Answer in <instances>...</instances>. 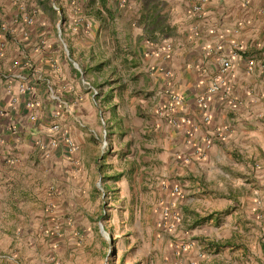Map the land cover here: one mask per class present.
<instances>
[{"label": "crops", "instance_id": "0c3cea01", "mask_svg": "<svg viewBox=\"0 0 264 264\" xmlns=\"http://www.w3.org/2000/svg\"><path fill=\"white\" fill-rule=\"evenodd\" d=\"M11 2L0 0V252L13 253L22 264H56L51 257L87 264L97 251L100 177L108 193L127 203L147 184L155 213L164 205L181 212L186 197L203 187L219 190L207 181L229 177V169H237L232 164L242 165L245 179H264V0H206L200 15L192 11L195 0H107L111 13L103 11L100 22L90 18V29L81 34L84 68L97 58L101 68L107 66L99 79L109 86L97 105L59 44L55 48L57 33L42 12L44 1L31 0L39 7L33 25ZM223 58L230 61L224 75L229 93L219 90L198 105ZM249 58L255 63L250 71ZM47 77L63 99L73 101L75 117L95 131V107H103L110 140L103 157L87 129L48 99ZM21 83L39 106H25L29 94L19 93ZM167 88L180 95L176 124L158 114L170 100ZM54 118L78 143L77 153L59 145L46 154L37 144L38 138L47 141ZM181 228L180 222L167 230L170 242L181 238ZM88 261L99 260L96 255Z\"/></svg>", "mask_w": 264, "mask_h": 264}, {"label": "rangeland", "instance_id": "374dc122", "mask_svg": "<svg viewBox=\"0 0 264 264\" xmlns=\"http://www.w3.org/2000/svg\"><path fill=\"white\" fill-rule=\"evenodd\" d=\"M50 1L45 5L46 8H51ZM55 1L61 7V13L63 10L68 17L66 35L62 33L59 24L61 37L69 46L72 58L83 70L88 54L81 34L90 29V17L79 3L70 0ZM24 4L29 11L36 10L35 14L38 16L39 7L31 0H24ZM13 5L18 8L17 4ZM43 10L48 17L49 29L56 30L55 24L60 20V15ZM53 43L59 49L58 39ZM97 61L88 66L86 72L87 77L101 92L109 86L103 79H99L101 70L105 72L107 66L92 70L101 64L100 58ZM110 71L108 69L107 73ZM75 77L78 79V76ZM99 110L108 125L101 105L95 107L97 118ZM98 121L100 126V120ZM109 154L113 155L112 152ZM230 167L237 169L234 173L231 172L232 168L229 169V177L218 176L207 181L216 187L221 185L219 190L212 193L207 187H203V190L186 197L185 207L180 212L181 238L173 242L169 241L170 235L167 232L164 214L166 206L159 213L153 211L155 201L149 194L147 184H143L141 188L142 195L130 196L127 203L125 197L118 196L117 192L108 193L104 178L100 177L99 185L106 194L102 197V191L97 187V196L105 210V216L101 220L104 231L101 232L98 223H95L98 231L95 241L97 251L90 253L88 259L97 255V264H264V183L261 184L264 179H245L239 174L244 170L242 165L232 164ZM207 215L212 218L200 222ZM94 220L98 222L97 218ZM88 259H85L87 264H93Z\"/></svg>", "mask_w": 264, "mask_h": 264}, {"label": "built area", "instance_id": "2783aa9c", "mask_svg": "<svg viewBox=\"0 0 264 264\" xmlns=\"http://www.w3.org/2000/svg\"><path fill=\"white\" fill-rule=\"evenodd\" d=\"M12 1L15 4H17L19 11L24 12V19H23L24 22L27 25H31V24L33 25L36 22V14H35L36 10L29 11L24 4V0H12ZM70 1L73 2L77 0H70ZM205 1L206 0H195V2L192 5V11L200 15ZM120 4H123V0H120ZM50 7L57 15H60L61 9L55 0L50 1ZM59 24H60V20L55 24V27H56L58 44L63 53V56L69 62L71 67L78 73L79 84L81 85V87L90 93L92 100L94 101V104L97 105L98 103L97 98L100 95V89L97 86H95L92 83V81L84 75V72L81 66L79 65V63L75 59H73L72 56L70 55L68 45L65 42L64 38L61 37V30L59 28ZM75 27H73L72 29H75ZM3 29H5V27ZM169 46L170 45L168 44L167 47ZM4 48H5V41L0 36V51L3 50ZM56 64H57L56 62H53L52 66H56ZM254 64H255L254 59L249 58L247 61L248 71L252 70ZM229 68H230V61L227 58H223L221 61V68L219 73L213 78L211 84L206 88V90L197 98L198 105L204 107L210 95L219 90H224L225 93H229V87L226 78L224 77L225 73ZM167 74L169 73L167 72ZM18 76H20V78H24L22 75H18ZM45 87H46L48 99L51 102L55 103L59 108H61L64 114L71 117L73 116V121L77 124L78 127L87 129L88 133H90V135L94 137V139L98 142L100 154L101 155L105 154L106 151L109 149L110 140H109V131L107 129V124L103 118L102 111L101 110L98 111V115L100 119V130L95 131L94 129L87 127V124L84 123L80 118L75 117L73 101L71 100L68 101L66 99H63L60 90L57 89V87H55L50 77L46 78ZM19 93L29 94L27 95L28 98L25 100L26 107L33 108L39 106L40 104L39 98H35L33 96V93L29 85H26V83L20 84ZM166 94L169 96L170 100L165 106L158 109V114L165 116L168 119L169 123L176 124L177 120L175 117H173V112L175 110V103L180 100V95L174 92L170 88L166 89ZM17 101H18V95L13 96L11 99L12 105L15 104ZM31 118L32 119L35 118V115H32ZM203 118L205 122H208L210 116L208 114H205ZM5 128L9 129L10 131L14 130V128H12L11 126H6ZM47 136H48L47 141H44L41 138L37 139V144L42 149H44L45 152H47L46 154L49 153L50 149L58 147L59 145H62L69 154H75L80 150L78 143L75 142V140L71 137L67 129L64 128L59 121L55 120V118L54 121H52L47 127ZM204 142H205V146L209 147L211 143L210 136L204 138ZM198 152L199 150H197V153ZM97 187L101 189L102 197H103L104 192L101 186L99 185V181L97 182ZM54 189H55L54 187H51V190L54 191ZM172 190L174 193L180 192L178 186H174ZM164 214H165V219L167 220L168 229H172L173 227H176L177 224L181 222L182 215L180 211L174 208H170L169 206H166L164 208ZM98 226L100 231L103 232L104 229L100 221L98 222ZM51 259H53V261L56 264H60L59 261L55 260L53 257H51ZM0 260L6 262V264L8 263L22 264L18 262V259L13 253L0 252Z\"/></svg>", "mask_w": 264, "mask_h": 264}, {"label": "trees", "instance_id": "16d2710c", "mask_svg": "<svg viewBox=\"0 0 264 264\" xmlns=\"http://www.w3.org/2000/svg\"><path fill=\"white\" fill-rule=\"evenodd\" d=\"M44 3H43V6H44V10L48 11L49 13H54V11L52 10V8H46L45 5L46 3L49 1V0H43ZM75 3H79L81 4V7L83 6L84 7V11L86 12V14L92 18L94 21L96 22H100L102 20V15H103V11L107 10V0H77V1H73ZM74 3V4H75ZM61 9V7H60ZM109 11V13H111V10H107ZM68 21V17L65 13H63V10H62V13H60V27L62 29V33L66 35V27H67V24L66 22ZM69 48V46H68ZM70 51V55H71V50L69 49ZM100 64L96 65L92 70H95L96 68L99 69L100 68ZM74 72L76 73V75L78 76V73L74 70ZM83 72H84V75L87 74L86 72V69L84 68L83 69ZM98 87V86H97ZM105 154H103L104 156ZM102 156V155H101ZM102 156V157H103ZM106 196V194H104ZM104 196V197H105ZM229 198V197H228ZM103 206V205H102ZM105 214V210L104 208H102L101 212L99 213V216H98V221H101L102 218H104V215ZM209 218H212L210 215H207L205 217H203L200 222L202 221H206L208 220ZM221 247V246H219Z\"/></svg>", "mask_w": 264, "mask_h": 264}]
</instances>
